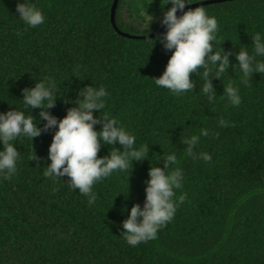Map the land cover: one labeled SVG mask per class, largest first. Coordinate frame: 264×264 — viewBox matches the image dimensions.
I'll list each match as a JSON object with an SVG mask.
<instances>
[{"label": "trees", "instance_id": "obj_1", "mask_svg": "<svg viewBox=\"0 0 264 264\" xmlns=\"http://www.w3.org/2000/svg\"><path fill=\"white\" fill-rule=\"evenodd\" d=\"M200 1L205 0H190ZM33 3L45 16L35 28L19 19L17 0H0V112L24 111L43 128L40 110L24 107L22 89L54 79L58 97L46 110L60 119L82 98L79 89L103 86L109 96L101 117L107 112L117 119L149 152L148 159L133 160L129 177L116 171L96 183L90 206L87 196L66 184L67 176L54 180L43 174L55 128L32 143L27 137L13 141L20 152L18 171L10 180L0 178V264H264V73H254L245 85L233 68L234 54L240 48L251 54L252 36L264 34V0L201 5L218 21L214 50L233 53L224 76L211 78L212 102L200 91V72L190 74L194 88L180 96L155 84L171 51L157 39L166 29L148 36L162 27L170 4L118 0L115 27L114 0ZM141 10L153 16L145 31ZM229 83L240 90L237 107L223 95ZM220 120L229 126L221 127ZM201 128L210 134L200 138L198 151L211 154V162L183 153L185 138ZM113 147L123 150L119 143L102 145L98 156ZM33 151L38 160H31ZM172 152L178 161L173 168L184 174L175 199H184L155 239L130 246L121 235L122 222L134 204L143 207L150 166L163 167Z\"/></svg>", "mask_w": 264, "mask_h": 264}, {"label": "clouds", "instance_id": "obj_2", "mask_svg": "<svg viewBox=\"0 0 264 264\" xmlns=\"http://www.w3.org/2000/svg\"><path fill=\"white\" fill-rule=\"evenodd\" d=\"M166 4L171 6L160 19L166 31L157 39L166 51H171V55L162 75L154 78L155 84L180 96L194 88L190 74L200 72L204 80L200 91L212 102L216 94L211 78L224 76L230 66L229 55L233 54L224 52L220 47L214 50L219 32L218 21L215 16L208 15L204 6L184 11L186 4H192L190 0H163V4L160 0L161 8ZM16 10L19 19L28 27L41 26L45 21L43 11L33 0H17ZM177 11L182 14L177 16ZM141 15L146 19L140 26L144 31L148 30L153 16L146 10H141ZM150 41L153 45L154 41ZM251 41V54L246 48H240L234 54L236 63L233 68L239 69L241 83L245 85L251 81L254 73H264V60L257 59L264 57V34L255 33ZM57 91V84L52 78L38 80L34 87L22 89L24 107L40 110L39 120L45 121L43 128L37 126V119L24 111L14 109L0 112V178L10 180L18 171L20 152L13 141L27 137L32 143L33 138L40 136L42 131L55 128L47 153L50 163L43 168V174L54 180L67 176L66 184L87 196L91 206L97 199L93 186L116 171L127 173L129 177L133 160L148 159L149 145L137 146L135 134L107 112L101 117V110L106 107L109 96L105 87L79 89V97L82 98L77 99L76 106L68 108L66 115L60 119L46 110L54 106ZM223 95L231 106L237 107L242 103L239 88L231 83L225 87ZM93 110H99V115L94 116ZM219 124L221 127L229 126L225 120H220ZM96 125L101 127L97 130ZM209 134L207 128H201L198 134L185 138L184 155L211 162V154L198 151L200 138ZM117 143L123 150L113 147L108 155L98 156L102 145ZM163 159V167L149 168L143 207L134 204L128 211L127 219L122 222L124 231L121 235L130 246L155 239L158 231L174 219L178 203L184 199L183 196L179 201L175 199L176 190L182 189L184 183L182 169L173 168L178 163L176 153L172 152ZM31 160H38L34 151Z\"/></svg>", "mask_w": 264, "mask_h": 264}, {"label": "water", "instance_id": "obj_3", "mask_svg": "<svg viewBox=\"0 0 264 264\" xmlns=\"http://www.w3.org/2000/svg\"><path fill=\"white\" fill-rule=\"evenodd\" d=\"M221 1H224V0H205V1H200V2L193 3V4L185 7L184 11H187L189 9H193V8L201 6V5H206V4H211V3H215V2H221ZM117 4H118V0H114L113 6H112V12H111V20H112V23H113V25L115 27H116V25H115V12H116V8H117ZM176 14H177V16H180L182 13L179 11ZM165 29H166L165 26L162 25V27L158 31H156L155 33L149 35L148 37H152V36L162 32V31H164ZM121 34H123V33H121ZM123 35H127V34H123Z\"/></svg>", "mask_w": 264, "mask_h": 264}]
</instances>
